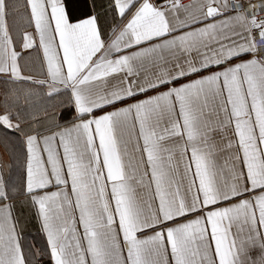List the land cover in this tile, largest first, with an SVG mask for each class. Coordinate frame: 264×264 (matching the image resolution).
<instances>
[{"label":"snow or ice","instance_id":"1","mask_svg":"<svg viewBox=\"0 0 264 264\" xmlns=\"http://www.w3.org/2000/svg\"><path fill=\"white\" fill-rule=\"evenodd\" d=\"M0 144V264H264V0H0Z\"/></svg>","mask_w":264,"mask_h":264},{"label":"crops","instance_id":"2","mask_svg":"<svg viewBox=\"0 0 264 264\" xmlns=\"http://www.w3.org/2000/svg\"><path fill=\"white\" fill-rule=\"evenodd\" d=\"M0 154H4L5 158H7L5 151H4V146L2 144H0ZM25 232L27 234V238L29 240L35 242L37 244V246H40L43 243V241L41 240V236L39 233H37L36 226L34 224H29L25 228Z\"/></svg>","mask_w":264,"mask_h":264},{"label":"built area","instance_id":"3","mask_svg":"<svg viewBox=\"0 0 264 264\" xmlns=\"http://www.w3.org/2000/svg\"><path fill=\"white\" fill-rule=\"evenodd\" d=\"M185 2H187V0H185Z\"/></svg>","mask_w":264,"mask_h":264}]
</instances>
